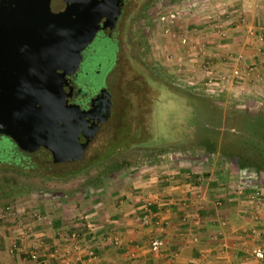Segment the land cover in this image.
Listing matches in <instances>:
<instances>
[{"label":"rangeland","instance_id":"374dc122","mask_svg":"<svg viewBox=\"0 0 264 264\" xmlns=\"http://www.w3.org/2000/svg\"><path fill=\"white\" fill-rule=\"evenodd\" d=\"M225 1L125 0L113 37L118 49L106 51L111 39L102 37L88 47L94 57L87 79L93 83L87 89L95 93L106 83L113 104L80 160L56 163L42 149L24 157L9 137L0 140V148L8 147V159L0 163V264L8 250V227L16 235V226L23 224L26 198L57 190L56 183L71 190L105 182L162 153L176 158L197 154L201 165L237 168L238 191L250 189L249 200L264 206V102L243 90L236 92L238 80L251 67L240 56L232 57L235 71L218 76L211 73L218 70L217 62L206 61L210 74L204 79L198 75L197 63L210 51L209 42L201 41L203 35L214 39L210 44L219 43L232 25L225 18L226 7H231ZM244 16L234 22L245 23ZM252 32L254 40L261 35ZM94 68L100 70L98 76ZM169 89L181 94L180 102ZM13 238L18 243V237Z\"/></svg>","mask_w":264,"mask_h":264},{"label":"crops","instance_id":"0c3cea01","mask_svg":"<svg viewBox=\"0 0 264 264\" xmlns=\"http://www.w3.org/2000/svg\"><path fill=\"white\" fill-rule=\"evenodd\" d=\"M225 2L231 6L225 18L232 25L219 43L210 44L214 39L203 35L210 51L197 63L198 75L210 74L206 61L217 62L213 74L231 73V58L240 56L251 68L238 80L236 92L264 102V0ZM242 13L245 23L234 22ZM252 29L261 33L255 40ZM198 158L162 153L105 182L71 190L56 183L57 190L32 194L22 202L24 219L16 235L8 227L4 264H264L251 255L257 241L251 231L264 230V206L249 200L250 189L238 191L237 168L201 165ZM146 207L151 215L145 220ZM85 223H92L95 232L87 235ZM73 232L83 241L79 248ZM157 236L162 244L154 249L151 241ZM33 249L41 261L27 257Z\"/></svg>","mask_w":264,"mask_h":264},{"label":"water","instance_id":"95a60500","mask_svg":"<svg viewBox=\"0 0 264 264\" xmlns=\"http://www.w3.org/2000/svg\"><path fill=\"white\" fill-rule=\"evenodd\" d=\"M122 7L123 0H0L1 134L27 153L48 149L56 163L84 157L110 112V92L102 88L83 110L72 78Z\"/></svg>","mask_w":264,"mask_h":264},{"label":"flooded vegetation","instance_id":"af4514ba","mask_svg":"<svg viewBox=\"0 0 264 264\" xmlns=\"http://www.w3.org/2000/svg\"><path fill=\"white\" fill-rule=\"evenodd\" d=\"M124 5H125V0H123V7H122V12L116 22V26L114 27V29H112L109 33H106L105 29H100L97 37H102V38H107V39H111L110 42H106L104 48L106 49V51H112V49H118V43L116 40L113 39L114 34H115V31H116V28L118 26V22H119V19L120 17L122 16L123 14V11H124ZM95 41V40H94ZM91 48L90 49H86L85 50V55H84V58H83V61L79 67V70L77 72V74L72 78L73 81H77L78 82V86L81 88V91L77 94V98H76V102L80 104V106L82 107L83 110H88L90 108H93V99H95L101 92L102 88H106V83H104L95 93H93V91H89L87 89V85H88V88H89V85L93 83L92 80H90V82L87 80L88 79V76H89V73L91 72V67H92V60H93V57H94V53H91ZM115 63H116V59H115ZM99 67H101V63L98 64ZM97 66V67H98ZM95 69V68H94ZM104 72L105 70L103 69L102 73L103 74V77L105 76L104 75ZM100 73V70L99 69H95V74H98ZM94 76V75H93ZM91 86V85H90ZM109 91V89H108ZM110 92V91H109ZM107 100V98L105 99ZM108 100L110 102V112L107 116V118L111 115L112 113V104H113V99H112V93L110 92V96L108 97ZM96 105V104H95ZM105 104L103 101L100 102V106L103 107ZM106 118V119H107ZM105 119V120H106ZM3 139H8V136L4 135V134H1L0 133V140H3ZM12 140V139H11ZM13 141V140H12ZM14 142V141H13ZM15 143V142H14ZM15 146L18 148V150L20 151V153L25 157V156H28L30 155V153H27L23 150H21L15 143ZM43 148V147H42ZM40 148V149H42ZM39 149V150H40ZM43 149H46V148H43ZM48 152H50L48 149H46ZM51 154V152H50ZM52 155V154H51ZM8 159V147H6L5 145L2 146L0 148V163H3L5 162V160Z\"/></svg>","mask_w":264,"mask_h":264},{"label":"built area","instance_id":"2783aa9c","mask_svg":"<svg viewBox=\"0 0 264 264\" xmlns=\"http://www.w3.org/2000/svg\"><path fill=\"white\" fill-rule=\"evenodd\" d=\"M147 211L144 213V219H148V217H150L151 215V211H149V207L145 208ZM81 227L83 228V224L81 225ZM84 229L86 230L85 232L88 234H91L92 232H95V226L92 223H85ZM252 235L254 237L257 238L256 243L252 246L251 248V255L257 259L258 261H264V230L261 229H253L251 231ZM79 234L77 232H73L71 233V238H74L76 241L74 243V246L76 248L80 247V238H78ZM114 243H118V240H115ZM151 244L153 246L154 249H159L161 247L162 244V240L159 236L154 237L151 241ZM88 253L87 256H89L90 258L95 256L94 250L89 246L87 247ZM29 254V258L31 260H35V261H41V257L39 252L37 251V249H33L30 250L28 252ZM46 263V262H43Z\"/></svg>","mask_w":264,"mask_h":264},{"label":"trees","instance_id":"16d2710c","mask_svg":"<svg viewBox=\"0 0 264 264\" xmlns=\"http://www.w3.org/2000/svg\"><path fill=\"white\" fill-rule=\"evenodd\" d=\"M169 91H170L169 92V95L171 94L172 96H174L177 99L176 100L177 102H180L181 101V94H179L178 92H175L172 89H169ZM166 94H168V92H166ZM190 99H192V98H190ZM188 107L191 108L190 104H187V107L186 108H188ZM205 145L207 146L208 150H210V151H214L215 150V148L213 147V145L210 142H207ZM42 150H43V154L44 155H47L46 152L48 153V151L46 149H43V148H42ZM30 155H32V153H30ZM30 155H28V156H30ZM28 156H25V157H28ZM72 173H75V172H72ZM27 257L29 258V254L28 253H27Z\"/></svg>","mask_w":264,"mask_h":264}]
</instances>
